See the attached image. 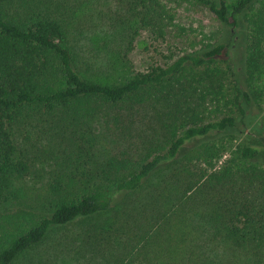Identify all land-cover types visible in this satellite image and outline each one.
Here are the masks:
<instances>
[{
    "label": "trees",
    "instance_id": "obj_1",
    "mask_svg": "<svg viewBox=\"0 0 264 264\" xmlns=\"http://www.w3.org/2000/svg\"><path fill=\"white\" fill-rule=\"evenodd\" d=\"M120 3L99 58L63 0H0V264H264V0ZM188 5L220 37L135 71L137 38ZM98 123L130 151L99 158ZM35 158L50 171L30 198ZM58 232L52 260L28 258Z\"/></svg>",
    "mask_w": 264,
    "mask_h": 264
},
{
    "label": "rangeland",
    "instance_id": "obj_2",
    "mask_svg": "<svg viewBox=\"0 0 264 264\" xmlns=\"http://www.w3.org/2000/svg\"><path fill=\"white\" fill-rule=\"evenodd\" d=\"M63 5L62 10L67 17L69 36L76 40V45L89 46L99 58L116 52L117 40L109 36V31L113 20L121 14L120 0H63ZM220 33V25L207 9L196 5L183 6L177 10L174 24L167 26L162 39H155L148 31L142 32L130 54V61L135 71H146L150 66L167 65L177 56L213 42L216 37H220ZM262 109L264 111V103ZM95 129L99 158L104 159L130 151L129 145L114 135L112 130L103 123H98ZM255 132L259 134L261 130L255 128ZM17 135L19 143L23 141V144L28 145L35 154L39 153L34 147L43 148L46 142L33 130L28 131L27 127L23 128L22 134L18 133ZM26 137L30 141H27ZM226 158H222L218 162V166ZM35 161L33 174L25 181V185L30 189V198L40 194L46 185L50 171L49 167L40 163L42 159L35 158ZM62 234L64 233L51 234L42 247L29 253L28 258L42 252L46 262L52 260L50 242ZM71 258V256L63 255L58 260L55 259V262L57 264H76Z\"/></svg>",
    "mask_w": 264,
    "mask_h": 264
}]
</instances>
